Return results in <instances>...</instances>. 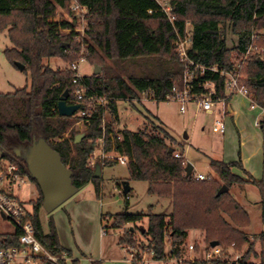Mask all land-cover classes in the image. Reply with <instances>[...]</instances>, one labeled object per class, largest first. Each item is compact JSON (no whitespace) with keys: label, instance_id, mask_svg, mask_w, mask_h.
I'll list each match as a JSON object with an SVG mask.
<instances>
[{"label":"trees","instance_id":"trees-1","mask_svg":"<svg viewBox=\"0 0 264 264\" xmlns=\"http://www.w3.org/2000/svg\"><path fill=\"white\" fill-rule=\"evenodd\" d=\"M77 1L88 9L89 25L83 44L90 63L97 66L106 59L114 65L140 61L153 62L155 66L144 69L140 75L130 74L126 79L112 69H107L105 74L83 76L89 94L114 101L92 109L84 120L81 138L74 143L75 136L80 133L74 129L78 116L76 113L61 116L57 112V103L65 91L68 92L66 103L75 104L72 71L69 67L52 68L46 63L50 59L70 63L76 56L69 51L80 47L74 39L76 25L58 12L59 8L69 12L68 0H0V32L5 31L11 45L4 49V57L15 68L16 63L24 65L22 72L30 77L29 87L11 93L0 92V160L17 165L36 186L38 196L32 201L29 219L39 241L53 254L71 255L59 244L52 218L48 219L47 231L42 229L39 212L43 198L36 181L29 176L24 158L26 149L43 138L72 171V185L78 190L92 184L99 197L101 177H93L95 167L91 168L88 159L102 137L105 151L127 158L125 166L129 179L146 182L149 195L167 199L170 205L168 212L155 213L150 205L147 212L129 213V200L124 199L125 207L121 212L106 215L112 220L113 229L125 225L132 227H126L119 235V246L150 248L155 260L180 258L188 232L196 230L203 234L206 246L216 241L222 246V253L226 252L227 245L234 250L243 249L249 241L245 232L250 224L248 214L228 191L217 194L222 186L215 178L196 180L185 174L182 157H175L174 150L169 151L174 138L157 117L153 116L159 124L149 130L114 129L113 124L118 120L116 100L132 101L150 90L152 98L161 102L174 84L180 85L183 67L175 42L177 35L185 36L187 22L192 27L188 54L203 66L231 70V51L243 55L251 43V36H254L256 47H264V0H168L174 15L172 23L157 0ZM227 30L237 36L232 49L226 45ZM241 71L246 75L243 81L252 103L264 108V56L250 54L245 70ZM206 81L214 83V98L225 95V80L219 72L206 70L198 74L195 91H201L197 84ZM103 119L105 123L101 127ZM259 126L264 150V121ZM113 162L116 161L103 160L98 164L101 167ZM209 166L228 189L232 183H250L262 193V181L253 179L240 160L228 163L211 160ZM233 169L240 170L246 178L235 174ZM117 186L122 188L121 182ZM130 191L131 188L124 196ZM260 205L264 226L263 196ZM145 217L146 227L138 229L145 240H139L134 234L135 224ZM258 236L263 238V232ZM248 253L241 258L240 264H256L247 260ZM258 259L260 264L264 263V248ZM216 262L224 264L221 260ZM73 264H77V260H73ZM92 264L100 262L92 261ZM131 264L143 263L133 258Z\"/></svg>","mask_w":264,"mask_h":264},{"label":"rangeland","instance_id":"rangeland-1","mask_svg":"<svg viewBox=\"0 0 264 264\" xmlns=\"http://www.w3.org/2000/svg\"><path fill=\"white\" fill-rule=\"evenodd\" d=\"M160 1L163 3L168 0ZM58 12L67 18L71 16V12H68L65 9L59 8ZM88 25V18L86 17L84 23L80 25V29L84 28L85 31L83 33V41L86 38ZM191 28V24L187 22L185 35L190 34ZM226 39V45L229 49H232L237 43V36L231 33L230 30H227ZM10 46L5 31L0 32V92L2 93H11L16 89L24 86L29 87L30 85L29 74H25L19 69L13 67L5 59L3 51L6 47ZM253 53H257L259 56L263 57L264 47H256V49L250 54ZM87 54L88 51L86 49V59ZM230 57L232 61L240 60V55L235 51H231ZM46 63L52 68H64L69 65V63H64L60 59H50L46 61ZM97 66L100 67L99 74H105L107 69H112L126 79L130 74L140 75L145 71L144 69H153L155 65L153 62L145 64V62L140 61H135L134 63L125 62L123 64L114 65L111 61L103 59L102 64ZM245 66L246 59L242 64V69L244 68L245 70ZM93 70L94 65L88 60L79 64L78 71L82 75H92ZM241 75L243 79H246V75L242 73V71ZM147 99L146 95L139 94L132 101H117L118 120L113 124L114 129L126 127L133 131L142 129L149 130L153 128V126L159 124L153 116L157 117L168 133L174 138V143L169 145H172L171 147L174 152L180 154L184 166L186 163H191L193 166V173H201L209 178H215L221 186L225 184H223L216 174L212 172L209 162L211 160H220L226 163L238 160L241 161V149H244L245 152H249L258 145L255 135H260L259 125L261 121H264V113L258 106H255L254 108L250 107L248 98L240 94L232 95L228 100V106L231 105L232 101L233 110H235L236 106L239 112L233 114L232 117L229 116L228 113L226 114L224 117L223 134H220L214 125L216 115L198 111L192 102L186 103V110L184 113H181L179 111V105L176 102H154ZM107 117L105 118L107 119ZM232 119L237 120L236 128L234 127L236 125L233 123ZM255 120L259 122L258 125H255ZM76 124H80V122H77ZM76 124L74 129L78 131L79 128H75ZM80 131L82 130H79L78 132ZM184 135L188 138L185 139ZM260 149L261 157L258 156L257 159L254 158L249 162V164L252 165L251 170H253L249 175L257 181H262V193L256 185L250 183L242 185L232 183L227 190L235 201L239 205L241 204L242 206H245L248 211L250 224L245 228V232L249 236V241L245 244L243 249L234 250L232 246L227 245L226 254L222 253L221 245L208 247L203 241V234L198 231L200 235H196L194 234L195 231L191 230L189 231L186 243L183 246L182 256L180 258L172 259H179L183 264H208L216 260L224 261L232 259L236 255L243 258L250 248L251 250L248 253L247 260L249 262L259 263L258 254L264 248V226L260 218V201L262 196L264 198V166L262 168L263 156L261 143ZM193 173H191L192 176ZM239 176L246 178V176H242L241 174H239ZM123 180L129 181V186L131 188V191L128 194L129 205L127 211L129 213L147 212V208L150 205L153 206L152 211L155 213H158L161 210L165 212L170 211L169 200L165 199V201H167L166 204H163L160 207L156 206L158 197L147 193V183L144 181L130 180L127 167L117 162H113L110 165H105L102 169V204H100L95 197L93 185L88 184L83 188L76 190L70 197L65 199L51 211L46 212L42 208L39 212L42 229L47 231L48 219L56 217L62 234L65 233V231L67 233V229H70V227L73 226L75 229L74 232L77 233V242L81 246L93 250V247L102 245L103 243L104 256L108 257L111 256L109 247L112 245L114 253H118L119 251L121 255L128 259V254L117 244V240L119 235L126 230V227H132L130 225H125L121 229H113L111 228L112 220L106 217L107 214L121 212L125 207L124 194L119 193L117 190L118 186H116L117 183H120ZM17 194L21 199L34 200L38 196V191L35 184L29 180L22 188L17 190ZM88 199L91 200L87 201ZM101 215L103 216L101 217ZM146 224V217L142 222L135 224L137 230L134 234L137 239L145 240L144 237H141L138 229L140 227L145 228ZM1 225L6 230L12 229L11 224L4 223ZM100 232L101 236L104 235L103 240L99 238ZM261 232H263V238H259L258 236ZM69 234L71 235L70 230ZM189 245L192 247L190 248ZM166 249H169L168 244H166ZM91 260L99 261L100 264L104 263L101 258L92 257ZM166 260H169V258L147 261L143 264H175L172 261Z\"/></svg>","mask_w":264,"mask_h":264},{"label":"built area","instance_id":"built-area-1","mask_svg":"<svg viewBox=\"0 0 264 264\" xmlns=\"http://www.w3.org/2000/svg\"><path fill=\"white\" fill-rule=\"evenodd\" d=\"M69 11L71 16L68 17L76 25V35L74 39L80 43L78 50H70L69 54L75 55L76 58L68 65L72 71V84H73V96L75 98V104H79V108L76 111V115L79 118L81 124L89 117L92 109L99 105L105 107L108 103L113 102L114 99H109L105 96H99L96 94H89L88 89L83 81V76L78 71L79 64L86 61L85 47L83 46V33L84 28L80 29V25L84 23L87 17L88 9L81 5L77 0H68ZM158 4L166 14L168 20L172 23L174 15L170 12V6L167 2H161L157 0ZM251 43L246 49L243 55H240L239 61H232L231 70H219L216 66H203L196 63L190 58L188 50L191 46V34L181 37L177 35L175 42V50L178 58L182 63V77L181 83L174 84L171 88V92L165 96L164 101L161 102H176L179 105V111L184 113L186 110V103L192 102L196 106L197 110L206 114H215L216 118L214 125L220 134L224 132V117L228 113L227 100L232 95L240 94L247 97L250 102V107L254 108L251 99L248 96V88L243 81L241 75L242 64L245 59L250 55L256 46L254 45V36H251ZM209 70L213 72H219L220 76L225 80V95L221 97H213L214 83L206 81L202 84H197L201 91H195V80L198 74H203L204 71ZM146 95L147 100L154 101L152 98V91H145L141 93ZM134 100V99H133ZM122 101V100H116ZM125 101V100H124ZM260 108V107H259ZM264 113V108H260ZM105 120H102L101 127L104 125ZM259 122H256L258 125ZM103 138L98 139V146L91 152L88 164L91 168L95 167V164L102 162L103 160H115L117 163L125 165L126 157L117 154L113 151H105L103 148ZM175 157H180V154L174 152ZM196 180H206L209 177L201 173H193ZM29 181L26 174L22 173L18 166L0 160V264H73V258L71 255L62 252L60 254H53L47 250L37 238L34 227L29 219L31 213L32 201L21 199L17 190L22 188ZM119 193H123L122 188L117 187ZM124 194V193H123ZM125 200H129V195L124 196ZM11 224L12 229L6 230L1 224ZM190 248L192 247L189 245ZM128 254V260L131 262L133 258L141 261L142 263L147 261H154V252L150 248H138L134 245H127L123 247ZM175 264H183L179 259L169 260ZM241 258L236 255L232 259L224 260V264H240ZM208 264H217L216 261H212ZM220 264H223L221 262ZM260 264V263H256ZM264 264V263H263Z\"/></svg>","mask_w":264,"mask_h":264},{"label":"water","instance_id":"water-1","mask_svg":"<svg viewBox=\"0 0 264 264\" xmlns=\"http://www.w3.org/2000/svg\"><path fill=\"white\" fill-rule=\"evenodd\" d=\"M16 65L20 71H23L24 65L20 63ZM99 72L100 67L94 66L93 74L98 75ZM67 96L68 92L65 91L57 103V112L61 116H73L79 108V104H67ZM81 136L82 133L77 134L74 143H78ZM169 151H173V148L170 147ZM16 153L20 154V150ZM24 158L29 176L36 181L40 189L43 198L42 208L46 212L51 211L77 190L71 182L72 171L62 163L59 154L43 138L37 139L26 149ZM191 171V163H186L185 174L189 176ZM93 177H101V167L98 163L95 164ZM121 187L126 194L129 191L128 181H121ZM227 190V186L223 185L217 194ZM216 245H218L216 241L210 243L211 247Z\"/></svg>","mask_w":264,"mask_h":264},{"label":"crops","instance_id":"crops-1","mask_svg":"<svg viewBox=\"0 0 264 264\" xmlns=\"http://www.w3.org/2000/svg\"><path fill=\"white\" fill-rule=\"evenodd\" d=\"M227 109H228V114L229 116H233V114H236L237 112H239V110L237 109V107L235 106V110H233V107H232V101H231V105L228 106V101H227ZM233 120V119H232ZM237 120H233V123L236 125L234 126L235 128L237 127ZM256 121L255 120V125L256 124ZM76 129L79 128V130H84V126L83 124H76ZM78 130V131H79ZM80 131V132H82ZM67 135V133L65 134ZM256 138H257V143L258 145L255 146V148H253L251 151L249 152H245L244 149L242 150L241 149V162H242V166L244 168V170L247 172V173H251L253 172V170H251V164H249V162L252 160V159H257L258 156L261 157V149H260V143L262 144V168L264 166V150H263V140H262V133H261V130H260V135L256 134L255 135ZM184 138L187 139L188 137L186 135H184ZM183 155V154H182ZM104 166H101V175H102V169H103ZM235 174L239 175L241 174L242 176H245L240 170L238 169H233L232 170ZM240 172V173H239ZM191 173H193V166H192V171ZM128 184H129V181H128ZM248 184V183H247ZM117 186V185H116ZM94 188V187H93ZM130 188V186H129ZM95 194V192H94ZM103 196V189L101 187V190H100V194H99V197H96V199L99 201L100 204H102V201H101V197ZM91 199H88L87 201H90ZM86 201V200H85ZM94 202V201H93ZM165 202V203H164ZM167 201H165V199H159L157 200L156 202V206L160 207L161 205L163 204H166ZM241 205V204H240ZM242 206V205H241ZM244 208V210L246 211V213L248 214V211L247 209L245 208V206H242ZM68 210H69V207H68ZM160 210V209H159ZM162 211V210H161ZM103 215H101L102 217ZM53 221H54V225H55V229H56V232H57V236H58V240H59V244L61 245V247H63L65 250H68L70 251L71 253V256L73 258V260H77V264H91L92 262V257L93 258H101V260L104 262L103 264H131V262L123 255H121V253L118 251V253H114L113 251V247L112 245L109 247L110 249V254L111 256H108V257H105L104 256V247H103V243L102 245H97L95 247H93V250L91 248H85L83 246H81L80 244H78L77 242V233L74 232L75 229L73 228V226L70 227V229H67V233L65 231V233L62 234L61 230L59 229V226H58V222H57V219L56 217L53 218ZM101 223V221H100ZM68 228V227H67ZM69 230L71 232V235L69 234ZM194 234L196 235H200V233H198V231L194 230ZM104 234V233H102ZM189 234V232H188ZM104 236V235H103ZM103 236H101V232H100V235H99V238L101 240H103ZM121 247V246H120ZM124 250L123 247H121Z\"/></svg>","mask_w":264,"mask_h":264}]
</instances>
